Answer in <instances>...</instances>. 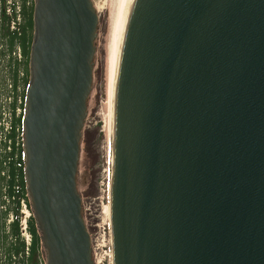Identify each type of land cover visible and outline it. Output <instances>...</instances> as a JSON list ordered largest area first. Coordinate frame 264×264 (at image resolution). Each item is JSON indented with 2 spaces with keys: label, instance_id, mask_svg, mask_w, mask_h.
<instances>
[{
  "label": "water",
  "instance_id": "1",
  "mask_svg": "<svg viewBox=\"0 0 264 264\" xmlns=\"http://www.w3.org/2000/svg\"><path fill=\"white\" fill-rule=\"evenodd\" d=\"M99 18L35 0L25 177L48 264H93L77 190ZM112 264H264V0H130Z\"/></svg>",
  "mask_w": 264,
  "mask_h": 264
},
{
  "label": "rangeland",
  "instance_id": "2",
  "mask_svg": "<svg viewBox=\"0 0 264 264\" xmlns=\"http://www.w3.org/2000/svg\"><path fill=\"white\" fill-rule=\"evenodd\" d=\"M97 9L99 24L95 40L94 77L87 100L84 127L79 139L77 190L82 197L83 220L91 234L93 264H111L109 223V181L111 178V92H110V43L113 23L114 0H92ZM18 44L13 47L17 55ZM10 48L0 39V101L7 95L18 98L22 72L28 69L9 57ZM18 81L13 90L7 82ZM15 102V101H14ZM12 102L11 105L14 103ZM10 105V106H11ZM112 159V156H111ZM28 238V237H27ZM41 257V256H40ZM43 258V255L41 259ZM44 264V263H43Z\"/></svg>",
  "mask_w": 264,
  "mask_h": 264
},
{
  "label": "built area",
  "instance_id": "3",
  "mask_svg": "<svg viewBox=\"0 0 264 264\" xmlns=\"http://www.w3.org/2000/svg\"><path fill=\"white\" fill-rule=\"evenodd\" d=\"M14 3L16 4V17L11 21L12 29L16 28L21 21L20 0H7L6 12L10 15L13 14L12 5ZM17 54L20 60V48ZM7 86L10 90H13L12 82L8 81ZM14 100L15 94L14 97L7 95L0 101V177L5 179L4 182H0V213H3V216H0V264H28L32 242V234L28 228V221L31 216L29 206L24 198H18L15 193L11 192V188L14 190L15 185L8 183V180L11 178L9 165L15 158L16 150L22 141V133L19 132V128L16 129L15 137L9 136L14 112L19 115L22 111L20 106H16V108L10 106ZM17 202L19 206L18 235L12 232V225L15 222L13 208L17 205ZM19 242L23 245L20 250L10 248Z\"/></svg>",
  "mask_w": 264,
  "mask_h": 264
},
{
  "label": "trees",
  "instance_id": "4",
  "mask_svg": "<svg viewBox=\"0 0 264 264\" xmlns=\"http://www.w3.org/2000/svg\"><path fill=\"white\" fill-rule=\"evenodd\" d=\"M23 14H24L25 21L20 27V31H17V30L9 31V28L7 27V23H6L5 25L2 26V33L3 35L7 36L10 46H13L15 43L20 45L22 52L27 58L25 62V68L27 69L28 56H29V51H30V47L32 43V39L29 38L28 36V29H29L28 26L30 22L28 20L27 6L24 7ZM32 24H33V21H32ZM23 66H24V61H23ZM26 83H28V78L26 79ZM20 122H21V119H20ZM15 165L17 166L15 168L16 174H14ZM11 168H12L11 183L15 185L14 192L15 194L21 197L27 191L23 158L21 157L20 163H18V165L17 163H13L11 165ZM30 219L31 220H29V230L32 234V244L30 248V260L28 261V264H39V259L37 258V256L38 254H40L42 250V242H41V238L39 235V231H38L35 218L32 216Z\"/></svg>",
  "mask_w": 264,
  "mask_h": 264
},
{
  "label": "bare ground",
  "instance_id": "5",
  "mask_svg": "<svg viewBox=\"0 0 264 264\" xmlns=\"http://www.w3.org/2000/svg\"><path fill=\"white\" fill-rule=\"evenodd\" d=\"M130 0H114L113 4V23L112 36L110 43V92H111V126H110V140H111V156H113V128H114V114H115V99H116V83L121 63L125 28L127 21V14ZM111 173H113V160L111 159ZM112 176V175H111ZM111 205V201H110ZM31 220V219H30ZM112 264V263H111Z\"/></svg>",
  "mask_w": 264,
  "mask_h": 264
},
{
  "label": "flooded vegetation",
  "instance_id": "6",
  "mask_svg": "<svg viewBox=\"0 0 264 264\" xmlns=\"http://www.w3.org/2000/svg\"><path fill=\"white\" fill-rule=\"evenodd\" d=\"M27 9H28V20L30 22L29 26H28V36L29 38L33 39L34 38V26L32 24V21H34V14H33V10H34V0H30V3L28 4L27 6ZM30 63H29V68H30ZM85 122V121H84ZM45 247V250H44V253H45V256L47 255V248L46 246Z\"/></svg>",
  "mask_w": 264,
  "mask_h": 264
}]
</instances>
